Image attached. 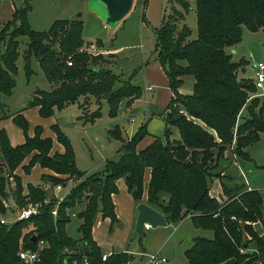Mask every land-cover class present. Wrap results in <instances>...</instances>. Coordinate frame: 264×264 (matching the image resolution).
Returning <instances> with one entry per match:
<instances>
[{"label": "trees", "instance_id": "1", "mask_svg": "<svg viewBox=\"0 0 264 264\" xmlns=\"http://www.w3.org/2000/svg\"><path fill=\"white\" fill-rule=\"evenodd\" d=\"M167 1L170 12L154 28V52L172 92L163 138L156 137L138 150L137 144L147 134L145 124L129 139H122L120 132L113 130L111 135L122 141L119 154L106 160L104 174L99 175L77 168L73 147L57 124H52L51 129L64 150L54 154H50L52 140L42 137L41 126H36L34 135L29 136L27 121L20 114L13 120L25 134L23 143L12 146L6 132L0 129V215L7 211L4 200L10 199L21 208L29 201L47 197L43 183L64 182L61 177L44 174L41 184L28 182L24 187L22 178L15 173L20 165L25 173L38 163L56 174L79 179L58 205L55 219L49 212L54 205L51 198L41 214L11 225L0 223V264H18L19 240L22 238L25 247L34 248L32 234L48 242L41 254L43 264H56L62 246L77 244L90 264L126 263L131 258L126 252L111 253L102 261V251L91 233L98 214L115 222L111 194L117 191L119 178L124 179L137 204L146 192V204L162 213L167 224H177L189 216L195 227L213 232L211 238H193L185 251L187 264H218L229 258H234L233 264H264V230L260 234L252 224L262 219V197L258 190L222 175L231 161L228 150L232 157L249 158L246 148L264 131V105L256 109L258 102L252 101L248 116L240 117L256 86L237 77L245 62L233 61L226 52L227 47L241 40L242 26L251 30L264 27V0ZM192 2L195 37L183 23ZM29 9V0H23V5L15 8L11 18L0 26V119L10 116L1 97L10 94L16 85L20 36L28 39L23 52L26 78L34 73V58L50 84V90L36 89L26 105L37 106L40 116L49 117L55 109L81 100L83 118L90 122L100 115L99 109L88 113L91 99L97 104L107 99L109 114H113L122 99L128 104L139 96L140 87L130 81H122L114 89L119 75L107 67L109 53L87 50L91 43L82 38L81 18L55 19L48 29L35 30L28 22ZM95 43L97 47L103 44L100 39ZM190 80V92H180ZM172 127L178 129V139L172 136ZM28 156V162L23 164ZM147 172L149 179L145 182ZM214 177L220 182V200L210 193ZM80 203L84 204L78 213L82 220L78 227L80 238L73 240L64 227L70 220L67 212ZM241 248L256 251L241 253Z\"/></svg>", "mask_w": 264, "mask_h": 264}, {"label": "rangeland", "instance_id": "2", "mask_svg": "<svg viewBox=\"0 0 264 264\" xmlns=\"http://www.w3.org/2000/svg\"><path fill=\"white\" fill-rule=\"evenodd\" d=\"M2 2H7L8 4L10 2L17 8L23 5V0H2ZM29 5L28 22L35 30L48 29L55 19L81 18L83 22L82 38L86 43H93L96 48V51L89 47L87 50L94 54L97 51L103 54L109 53L108 59L110 63L107 67L119 75V81L115 83L114 89L118 88L122 81H130L140 88L143 87L145 65L158 62L155 61L156 58L154 56V28L159 27L163 16L170 12V5L167 0H133L132 7L128 13L117 23L108 25L105 21V7L99 0H29ZM177 7L179 8L178 5ZM183 23L191 29V37H195L196 14L193 2L191 9L185 14ZM97 39H100L103 43L98 46L99 49L95 43ZM27 40L26 36L18 37L19 56L17 58V73L15 76L16 85L10 94H3L1 97L2 101L7 103L9 114L18 112L25 107L30 100V94L35 92V89L50 90V84L34 58L31 61L34 73L29 79L26 78L23 52L26 48ZM101 48L105 49V51H102ZM226 52L231 54L233 61L245 62L237 71V77L242 80H248L250 83L254 80L253 83H255L254 65L258 62L264 63V27L251 30L246 26H242L241 40L234 46L227 47ZM156 88V92H160L159 100H157L158 96L147 100L144 94L140 92L139 98L135 99L133 104H131L133 100L127 104L124 103L126 99H122L113 114H109V102L107 99L102 98L99 104L94 99H91L88 113L99 109L100 115L90 122H85L83 118L85 113L82 112L81 100L54 110L52 115L55 119L54 122L58 124L59 129L70 141L74 150L75 163L80 171L87 174L103 175L106 160L118 157V150L122 141L111 135L113 130L117 129L122 139H126L129 136L131 137L139 126L151 124L153 130L159 131L161 133L160 136L163 135V118L159 112H162L168 103L166 102L168 91L163 86H156ZM251 94L253 95L251 96ZM247 101L249 102H246L247 105L243 109L242 116L248 115V109L252 101L258 102L256 109L264 105V83L262 88L255 87ZM153 104L159 105L155 117L151 118L146 115L143 118L139 111L148 113L150 111L149 107H152ZM30 117H32L29 120L30 126H32V120L41 119L36 111H32ZM51 119L44 118L41 124L43 130L50 132L51 136H53L51 131L53 122ZM54 145L60 147L61 143L54 139ZM246 151L249 158L235 156L236 160L232 164V173L234 178H237V182L246 183L260 193L263 202V213L262 219L257 223L256 228L263 231L264 131L259 133L258 140L247 147ZM228 152L227 154L233 159L232 151L228 150ZM230 163L229 165H231ZM37 174V171H33V176ZM66 189L65 187L56 195L62 196ZM210 190L216 195L219 194L221 189L218 178L212 179ZM83 208L84 204L80 203L68 211V214L72 212L77 214V216L71 217L64 227L66 235L73 240L80 238L78 227L82 220L79 218L78 213ZM10 213V211H6V219L9 218ZM192 228L191 220L186 219L179 229L180 233H174L173 237L170 236L169 242L165 245L162 252V255L168 259L167 264H186L183 247H188L187 243L191 245L190 238L192 233L190 232L189 235V230H192ZM187 230L186 238L183 232L187 233ZM198 232L199 235L209 236V231L207 230L199 229ZM177 236L184 240L179 243Z\"/></svg>", "mask_w": 264, "mask_h": 264}, {"label": "crops", "instance_id": "3", "mask_svg": "<svg viewBox=\"0 0 264 264\" xmlns=\"http://www.w3.org/2000/svg\"><path fill=\"white\" fill-rule=\"evenodd\" d=\"M15 8L17 7L14 6L12 3L9 2L8 4L7 2H2V0H0V26L11 18L12 13L14 12ZM101 50L105 51V49H102V48ZM106 51H109V50H106ZM154 56L156 58L155 52H154ZM155 61H157V59H155ZM144 71H145L144 83H143V87H141L140 89H141V92L146 97V99L148 100L149 98H154L155 96H158L157 100H159L160 92H156V89H157L156 86H163L168 91V98L166 102L169 103L171 96H172V92L169 88L168 78L166 74L164 73V70L161 67L160 63L159 62L152 63L151 65L146 64L144 67ZM252 81L254 82V80ZM191 84H192L191 80L185 82V84L179 89V91L182 93H189L191 90ZM33 94L34 92L30 94V99ZM252 95L253 94H251V96ZM139 96L134 98L131 104H133L134 100L139 98ZM3 103L5 105L7 104L5 101ZM124 103H127L126 100H124ZM168 103L166 104L162 112H159L160 116L163 118L162 119L163 133H164V128H165V116L168 112V109H167ZM158 106L159 105L157 104L156 105L153 104L152 107L151 106L149 107L150 111H148V113H143L139 111V114L143 118H145L146 115L150 116L151 118H154L155 114L157 113V110L159 109ZM6 109H7V106H6ZM243 109L240 113V117L245 118L248 115L242 116ZM32 111H36L39 118L41 119L37 118V119L32 120V126H30L29 120L32 118L30 117ZM7 112L9 113L8 109H7ZM17 114H20L27 121V124H28L27 134L29 136L34 135V128L36 126H41L42 128L41 123H42V119L44 118H52L51 119L53 122L52 124H57L56 122H54L55 119L52 117V115L49 117L40 116L37 106H34V107L25 106L20 111L18 112L16 111L13 114H10V116L0 119V129H3L6 132L8 140L12 146L19 145L23 143L25 140V134L23 130L13 120V117L16 116ZM145 126H146L147 134L137 144L138 150L148 145L156 137L163 138V135L160 136L161 133L159 131L157 130L155 131L151 128V124L145 125ZM137 129L135 130V132L137 131ZM171 130H172V136L178 139L179 138L178 129L176 127H172ZM52 135L53 136H51L50 132H47V131L45 132L42 128V137H49L52 140V148L50 150V154L62 153L64 150L63 145L61 144L60 147H56L54 145V139H56L55 133L53 132ZM129 138L130 136L127 137L126 139H129ZM28 160H29V156L25 158V160L23 161V164H26ZM235 160H236L235 157H233V159L231 158V161H230L231 165H228L223 170L222 175H228L235 182H237L236 181L237 178L235 179L234 174L232 173V164L235 162ZM33 171H37L38 174L36 176L35 175L33 176ZM15 173L22 178L23 185H26V183L28 182L34 185L41 184L42 183L41 176L44 174L54 175V176H58L61 178L64 177V175L56 174L47 168L41 167L38 163L34 164L28 173H25L22 168V165H20L16 168ZM148 179H149V174L147 172L145 175V182H147ZM116 187H117V191L111 194L112 202L114 205L115 222L111 223L109 218H102L101 215L98 214L92 226V230H91L92 237L97 243V245L100 247L102 254L104 253L109 254V253H114V252H126L127 254L131 256V258L124 264H145V254L150 253V252H158L162 254L165 245L169 242L170 236L173 237L174 233L175 234L180 233L179 229L182 227L183 221L186 219L191 220V218L189 216H186L183 219H181L177 224H166V226H163V227L162 226H158L155 228H152L150 226L148 228L144 227L142 235L138 236L134 232L135 221L137 217V210H136L137 203L135 202L131 194L127 191V187L125 185V181L123 178H119L118 180H116ZM246 187H248L249 189H252L248 184H246ZM63 189L59 191H53V189H49L46 191L47 197L53 198L54 194L56 195L58 192L62 191ZM220 189H221V186H220ZM53 192H56V193H53ZM210 193L213 196H215L217 199L219 200L221 199V196H222L221 191L219 192L218 195L214 194L213 192H210ZM145 198H146V192H144V199L142 200V202H145ZM12 204L14 205L13 201H12ZM75 216H77V214ZM191 223H192V220H191ZM257 223H255L253 226L260 234H262L263 231H260L256 228V226L258 225ZM192 226H193L192 230L191 229L189 230V235H190V232L192 233L191 238H190L191 245H192V242H193L192 240L194 237L211 238L213 236V232L210 229L195 227L193 223H192ZM199 229L209 231V236L201 235V234L199 235L198 234ZM183 234H185L187 238L188 230H187V233L183 232ZM189 235H188V238H189ZM178 240H179L178 242L181 243V241H183L184 239L178 237ZM187 244H188V247H185V246L183 247L186 264H187V259H186L185 251L191 246L189 245L190 243H187ZM233 263H234V258H229L218 264H233Z\"/></svg>", "mask_w": 264, "mask_h": 264}, {"label": "built area", "instance_id": "4", "mask_svg": "<svg viewBox=\"0 0 264 264\" xmlns=\"http://www.w3.org/2000/svg\"><path fill=\"white\" fill-rule=\"evenodd\" d=\"M90 49L95 51V45L91 43L88 45ZM255 68V86L256 88H262L264 83V63L258 62L254 65ZM64 182L58 183L56 185H51L46 182L42 184L43 190L47 191L53 189V191H59L63 188H67L66 192L62 196H57L54 194V205L49 210L53 218L55 219L58 215V205L60 202L70 193L71 189L79 182L78 179L71 176H64ZM56 193V192H53ZM51 198L46 197L42 201H29L24 207H16L15 205L10 206L7 200H4V205L7 208V211H10L9 218H5V214L0 215V223L11 225L19 220H28L32 216L41 214L45 211L46 206L50 203ZM68 214V212H67ZM76 213L72 212L68 214L69 217L75 216ZM235 218V217H232ZM253 225L255 222L252 223ZM149 225H145V228H148ZM36 239L32 243H35L34 248H29L24 246V241L22 238L19 240L18 249H17V259L18 264H43L41 254L43 250L48 248V242L45 239L38 238L36 234ZM254 248H241L240 252H255ZM111 253H104L101 255L102 261L107 260ZM167 258L158 252H150L145 254V264H167ZM56 264H90L88 256L82 251L80 244L75 246L73 245H64L58 251V259ZM260 264V263H258Z\"/></svg>", "mask_w": 264, "mask_h": 264}, {"label": "water", "instance_id": "5", "mask_svg": "<svg viewBox=\"0 0 264 264\" xmlns=\"http://www.w3.org/2000/svg\"><path fill=\"white\" fill-rule=\"evenodd\" d=\"M106 10V23L108 25L120 21L131 9L133 0H99ZM241 85V82H238ZM8 204L12 206V201L7 199ZM137 217L135 221L134 232L138 236L142 235L145 225L152 228L166 226L167 222L162 213L152 208L145 202H139L136 206ZM36 236H31V241H35Z\"/></svg>", "mask_w": 264, "mask_h": 264}]
</instances>
